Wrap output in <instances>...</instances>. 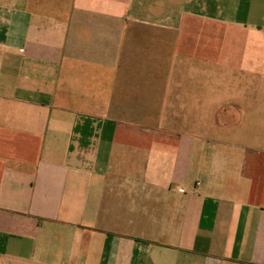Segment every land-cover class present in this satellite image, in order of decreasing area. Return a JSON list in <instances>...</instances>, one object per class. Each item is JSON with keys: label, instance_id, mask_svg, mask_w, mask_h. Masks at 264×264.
<instances>
[{"label": "crops", "instance_id": "1", "mask_svg": "<svg viewBox=\"0 0 264 264\" xmlns=\"http://www.w3.org/2000/svg\"><path fill=\"white\" fill-rule=\"evenodd\" d=\"M0 264H264V0H0Z\"/></svg>", "mask_w": 264, "mask_h": 264}, {"label": "rangeland", "instance_id": "2", "mask_svg": "<svg viewBox=\"0 0 264 264\" xmlns=\"http://www.w3.org/2000/svg\"><path fill=\"white\" fill-rule=\"evenodd\" d=\"M204 69H205V74L206 73H208V74L211 73V67L209 65H206L205 64V68ZM217 72H218V75H219L218 78H212L211 76H205V78H204L205 86L215 85V84H218V82H219L221 88L222 87L223 88H227V86L229 85V78H228L229 71H228V68L227 67L220 66V68H219V70ZM236 81H237V83H238V81H240L239 84H244L243 83L244 80H243V77L242 76L238 80H236ZM210 96L211 95H209V94H205V100H208L210 98ZM227 97H228V95L226 93L225 94L224 93H220V99H221V101H226L227 100ZM247 102H251V101H247ZM205 113H209V112L208 111H205ZM249 113H250V111H249ZM250 114H253V113H250ZM249 117L251 118V116H249ZM214 129H215L214 127H210L208 125H205L203 127V131H204L203 134L205 136H207V135L211 134V132Z\"/></svg>", "mask_w": 264, "mask_h": 264}]
</instances>
